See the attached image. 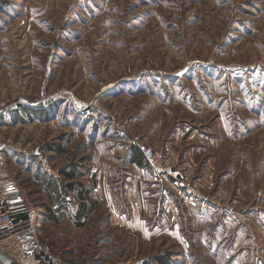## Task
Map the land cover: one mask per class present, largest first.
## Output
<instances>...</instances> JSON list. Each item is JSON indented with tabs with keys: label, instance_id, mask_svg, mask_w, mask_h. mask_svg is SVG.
I'll return each mask as SVG.
<instances>
[{
	"label": "rangeland",
	"instance_id": "1",
	"mask_svg": "<svg viewBox=\"0 0 264 264\" xmlns=\"http://www.w3.org/2000/svg\"><path fill=\"white\" fill-rule=\"evenodd\" d=\"M94 140L103 166L137 140L170 167L146 168L156 233L46 220ZM0 182L67 264H264V0H0Z\"/></svg>",
	"mask_w": 264,
	"mask_h": 264
},
{
	"label": "crops",
	"instance_id": "2",
	"mask_svg": "<svg viewBox=\"0 0 264 264\" xmlns=\"http://www.w3.org/2000/svg\"><path fill=\"white\" fill-rule=\"evenodd\" d=\"M118 134L121 135L119 132ZM106 138L122 140L119 136H115V138L108 136ZM94 142L95 145H92L94 156L92 158L93 160H99L93 165V168L97 169V171L95 170L96 173L91 175L84 174L77 179L67 180L71 184H75V187H77L75 191L77 192L68 190L69 193L75 192L71 199L68 200L67 197H64V202H52L50 209L47 210L46 220L50 217L51 222L54 223V220H58L60 216H67L74 223L75 220L79 221V219H82L81 216L92 215L94 208H96L105 210L112 223H120L126 229H130L134 236L140 235L142 238H146L151 236L150 232L156 233L158 231L156 230L157 228L154 227V230L151 229L152 231L147 229V221L142 219V207L147 206L149 203L147 199L149 198L147 195L148 190H145V186L149 188L154 185H152V182L149 183L147 181L146 172L148 169L131 161V150L134 145L129 144V146L125 147L122 155L117 153V155H114V151L111 153L105 152V155L111 156L117 162L114 166L109 165L106 167L100 161L103 155L101 144L97 143L96 140ZM88 179H90V182H88ZM51 181L54 183L57 180ZM88 183L91 186L89 188ZM178 184L179 181H173L170 186L174 189ZM54 188L55 190L59 189V186ZM93 189L97 190L95 195L92 194ZM119 208L123 211V213L121 212L122 214L119 212ZM126 209H129L128 213L131 212L130 218L124 215L127 214Z\"/></svg>",
	"mask_w": 264,
	"mask_h": 264
},
{
	"label": "built area",
	"instance_id": "3",
	"mask_svg": "<svg viewBox=\"0 0 264 264\" xmlns=\"http://www.w3.org/2000/svg\"><path fill=\"white\" fill-rule=\"evenodd\" d=\"M135 141V149L151 168L170 172V167L158 159L151 146ZM96 193L93 189L92 194ZM39 210L19 184L0 182V252L11 264H67L54 255L53 242L39 222Z\"/></svg>",
	"mask_w": 264,
	"mask_h": 264
},
{
	"label": "trees",
	"instance_id": "4",
	"mask_svg": "<svg viewBox=\"0 0 264 264\" xmlns=\"http://www.w3.org/2000/svg\"><path fill=\"white\" fill-rule=\"evenodd\" d=\"M23 113H25L26 115L30 114V111H25L23 110ZM21 119H23L22 116H20ZM48 150L49 151H53L57 154H64V148H61L59 145H55V146H48ZM131 161L135 162L138 166H142L144 168H150L148 163L144 160V157L140 154V152H138L135 147H132L131 150ZM74 167H68L65 168L63 170H61L59 173L61 176H63L64 179L66 180H73V179H77L80 176H78L76 174L75 169H73ZM65 190H70V191H75L77 187H75V184H69L67 186H64ZM85 210V209H84Z\"/></svg>",
	"mask_w": 264,
	"mask_h": 264
},
{
	"label": "water",
	"instance_id": "5",
	"mask_svg": "<svg viewBox=\"0 0 264 264\" xmlns=\"http://www.w3.org/2000/svg\"><path fill=\"white\" fill-rule=\"evenodd\" d=\"M0 262L2 264H11L10 260L0 252Z\"/></svg>",
	"mask_w": 264,
	"mask_h": 264
}]
</instances>
